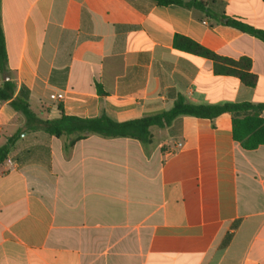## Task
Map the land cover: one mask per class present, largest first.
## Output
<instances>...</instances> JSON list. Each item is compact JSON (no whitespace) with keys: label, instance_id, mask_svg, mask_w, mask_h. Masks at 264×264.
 <instances>
[{"label":"crops","instance_id":"1","mask_svg":"<svg viewBox=\"0 0 264 264\" xmlns=\"http://www.w3.org/2000/svg\"><path fill=\"white\" fill-rule=\"evenodd\" d=\"M207 8L0 0L15 94L27 89L42 119L115 122L164 112L178 96L264 103V43L212 18L264 30V3ZM175 35L249 58L256 86L216 75L211 60L175 48ZM22 124L0 102V147ZM151 135L145 147L89 135L64 150L67 138L23 133L0 164V264H264V145L242 149L229 114L181 116Z\"/></svg>","mask_w":264,"mask_h":264},{"label":"trees","instance_id":"2","mask_svg":"<svg viewBox=\"0 0 264 264\" xmlns=\"http://www.w3.org/2000/svg\"><path fill=\"white\" fill-rule=\"evenodd\" d=\"M158 5L175 4L187 9H198L208 12L209 0H152ZM264 3V0H262ZM218 23L233 27L245 34L255 37L264 43V30L253 28L242 21L219 16L213 17ZM175 48L189 52L212 61L216 75L236 77L244 86L253 88L257 76L251 72V60L241 57L237 60L220 56L194 41L175 35ZM0 102H8L10 107L22 116L23 124L14 134L8 137L0 147V164L4 162L11 148L20 140L23 133L43 132L55 138H67L64 150L70 149L75 142L89 135L102 138H131L139 141L142 146L151 143V128H166L172 121L181 116H192L201 119L214 120L222 114L231 116L232 139L244 150H253L264 145V103L223 102L217 104H194L183 96H178L172 107L156 115L115 122L106 115L94 118H80L61 114L58 118L42 119L30 109L29 91L23 87L17 94L16 85L12 80L7 66V53L4 33L0 23Z\"/></svg>","mask_w":264,"mask_h":264},{"label":"built area","instance_id":"3","mask_svg":"<svg viewBox=\"0 0 264 264\" xmlns=\"http://www.w3.org/2000/svg\"><path fill=\"white\" fill-rule=\"evenodd\" d=\"M63 98H64V94L63 93L51 94L50 95V99H52V100H59V99H63Z\"/></svg>","mask_w":264,"mask_h":264}]
</instances>
